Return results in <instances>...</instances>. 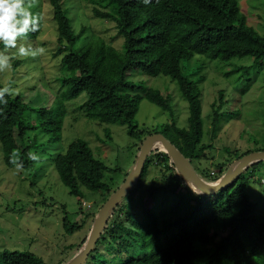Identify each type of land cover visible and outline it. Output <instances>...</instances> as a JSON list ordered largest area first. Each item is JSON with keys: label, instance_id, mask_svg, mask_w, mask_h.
<instances>
[{"label": "trees", "instance_id": "16d2710c", "mask_svg": "<svg viewBox=\"0 0 264 264\" xmlns=\"http://www.w3.org/2000/svg\"><path fill=\"white\" fill-rule=\"evenodd\" d=\"M48 2L56 25L57 48L54 56L61 55L64 75L61 83L65 90L60 99L77 98L94 84L106 89L113 103L107 112L109 119L120 116L127 135L136 141L138 151L143 140L134 119L139 102L145 99L164 112L171 113V99L159 90L141 82H132L127 77L131 73L169 77L176 82L187 102V125L180 127L172 120L163 124L160 131L156 128L147 130L145 136L162 134L199 175V166L195 167L193 161L198 163L206 158L204 151L209 146L201 144L203 123L200 95L195 81L184 73L183 63L200 55L222 61L250 57L252 66H264V34L247 24L245 15L240 12L238 0H89L93 17L113 23L117 35L122 38L121 50L118 51L97 40L77 48L81 32L75 33L62 0ZM37 30L28 34L35 35ZM2 48L0 44V50ZM252 66H238L236 72L249 70ZM6 99V104H0V129H14L20 143L16 164H20L21 169H30L35 160L29 159L28 153L42 144L35 138L26 140L27 133L41 130L48 134V144L59 141L64 111L55 114L52 109H37V122L30 124L23 118L28 106L22 98L8 95ZM226 102L220 91L217 101L212 104L213 131L227 110ZM259 150H264L263 143L237 158ZM52 161L59 180L71 196L81 198L84 188L103 194L104 202L117 188L112 191L105 180L107 172H116L117 169L109 168L97 158L85 140L74 139ZM262 163L264 161L248 166L227 187L206 196L194 193L184 184L164 152L153 150L145 160L136 188L129 193L134 192L131 196L133 205L139 206L141 200L138 188L147 168L155 165L159 170H164L163 177L167 176V184L151 186L148 195L154 197L159 190L164 189L166 192L171 191L175 200L166 210L169 212L168 217L164 215L160 218L149 207L141 211L142 221L135 220L129 204H122L121 200L96 242H99V247L94 246L85 262L90 258L91 262L98 261L100 264H114L119 260L117 264H220V261L224 264H264V208L255 213L254 204L246 192L254 169ZM223 171L220 167L219 172L209 180H217ZM200 173L205 174L203 168H200ZM123 213L128 225L120 219ZM170 213L174 217H169ZM90 214L89 211L86 213L87 216ZM91 221H87L86 236ZM85 223L86 219L77 223L65 217L62 225L65 234L72 235L82 230ZM85 240L86 237L69 244L55 264L67 262ZM208 246L214 249L210 250ZM73 248L75 253L69 254L67 251ZM93 252L97 260L90 257ZM0 256L3 264H47L31 251L3 250Z\"/></svg>", "mask_w": 264, "mask_h": 264}, {"label": "rangeland", "instance_id": "374dc122", "mask_svg": "<svg viewBox=\"0 0 264 264\" xmlns=\"http://www.w3.org/2000/svg\"><path fill=\"white\" fill-rule=\"evenodd\" d=\"M62 3L67 8V16L75 33L81 32L77 48L97 40L112 46L116 51L121 50L122 38L117 35L113 23L94 18L89 0H62ZM238 5L247 24L264 34V0H238ZM24 6L39 16V27L35 35L27 33L23 38L17 37L16 47L23 44L34 49L43 48L44 51L35 57H21L16 48H2L0 51H6L11 61L9 67L0 69V83L18 90L14 96H20L28 106L23 114L27 123L37 122V109H52L55 114L61 111L64 113L61 117L59 141L48 144V134L41 130L27 133L26 140L35 138L42 144L32 149L38 159L30 169L17 167L20 143L14 129H0V252L31 251L47 264H55L69 244L87 237L88 222L93 220L105 201L103 202V194L84 188L81 198L69 195L67 188L59 180L52 159L63 152L74 139L85 140L97 158L109 168L117 169L116 172H107L105 175V180L113 191L130 172L137 146L136 141L127 135L126 126L121 123L119 115L115 119H109L107 112L113 107V103L106 89L94 84L88 86L77 98L65 101L60 99L65 90L61 83L64 75L61 55L54 56L57 48L56 25L52 19L51 6L48 0H24ZM238 66H252L251 58L222 61L196 55L183 63L184 73L195 81L200 95L203 123L201 144L209 146L204 151L206 158L198 163L193 161V165L199 166L198 173L200 177H207L202 178L207 182L210 171L217 174L221 167L225 173L243 152L264 144V66L254 65L249 70L241 69L236 72ZM127 78L157 89L171 99V113L164 112L145 99L139 102L134 119L143 139L147 136V130L156 128L160 131L163 124L172 120L178 126L186 127L188 105L174 80L163 75L148 77L138 73H131ZM220 91L223 93V100H227V110L219 126L213 131L212 104L217 101ZM218 164H221L220 167ZM200 168L204 169L205 174L200 173ZM163 174L165 171L159 170L155 165L147 168L138 188L142 208L140 205H133L131 196L134 192L123 197L121 203L129 204L135 220L142 221L141 211L149 207L160 218L164 215L168 217L169 212L166 210L175 200L171 191L166 192L164 189L159 190L154 197L148 195L151 186L167 184V176L163 177ZM263 188L264 163L254 169L253 178L246 187L255 213L264 208ZM88 211L91 213L89 216L86 215ZM170 216L174 217L172 213ZM65 217L77 223L86 219V223L82 230L67 235L62 225ZM120 219L128 225L124 213ZM95 247H99V242ZM207 248L214 249L213 246ZM74 251L76 250L73 248L67 252L74 254ZM94 255L93 252L90 257ZM94 259L97 260L95 257ZM117 263L120 260L114 264ZM0 264H3L1 256ZM84 264L100 263L91 262L89 258ZM220 264L224 262L220 261Z\"/></svg>", "mask_w": 264, "mask_h": 264}, {"label": "water", "instance_id": "95a60500", "mask_svg": "<svg viewBox=\"0 0 264 264\" xmlns=\"http://www.w3.org/2000/svg\"><path fill=\"white\" fill-rule=\"evenodd\" d=\"M158 149L164 152L177 170L185 185L194 193L210 196L227 187L250 165L264 161V150L252 151L237 158L236 161L214 182L202 179L193 169L190 162L183 157L180 151L162 134L147 135L138 147L134 164L121 185H119L105 200L95 214L85 242L76 254L63 264H84L90 252L106 227L110 214L115 206L138 183L144 163L149 154Z\"/></svg>", "mask_w": 264, "mask_h": 264}, {"label": "clouds", "instance_id": "9594fccd", "mask_svg": "<svg viewBox=\"0 0 264 264\" xmlns=\"http://www.w3.org/2000/svg\"><path fill=\"white\" fill-rule=\"evenodd\" d=\"M39 27V16L32 13L24 6V0H0V44L4 50L16 48V52L21 57H35L42 53L43 48H32L21 44L16 47L17 37H25L28 32H35ZM11 58L6 51H0V69L10 66ZM18 90L10 85L0 87V104H6L8 95L14 96ZM31 160L38 159L34 152L28 153ZM21 165L17 164L19 168ZM219 179V178H218ZM217 179V180H218ZM216 181V180H215ZM214 182V181H208Z\"/></svg>", "mask_w": 264, "mask_h": 264}, {"label": "built area", "instance_id": "2783aa9c", "mask_svg": "<svg viewBox=\"0 0 264 264\" xmlns=\"http://www.w3.org/2000/svg\"><path fill=\"white\" fill-rule=\"evenodd\" d=\"M215 175H216V172L215 171H213V170L210 171L209 172V177H210L209 179L211 180V178H213V176H215ZM87 207H90V206L88 205Z\"/></svg>", "mask_w": 264, "mask_h": 264}]
</instances>
